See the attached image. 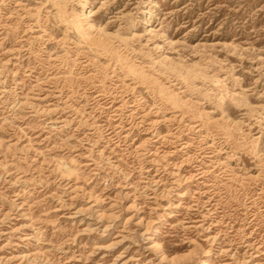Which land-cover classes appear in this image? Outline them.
Segmentation results:
<instances>
[{"label":"rangeland","instance_id":"374dc122","mask_svg":"<svg viewBox=\"0 0 264 264\" xmlns=\"http://www.w3.org/2000/svg\"><path fill=\"white\" fill-rule=\"evenodd\" d=\"M56 1L0 0V264H264V0Z\"/></svg>","mask_w":264,"mask_h":264},{"label":"bare ground","instance_id":"6f19581e","mask_svg":"<svg viewBox=\"0 0 264 264\" xmlns=\"http://www.w3.org/2000/svg\"><path fill=\"white\" fill-rule=\"evenodd\" d=\"M66 0L56 1L55 3L58 5V12L60 13V17L70 26L72 27L81 37L92 41L98 47H107L108 43L105 38H101L96 35H92V30L96 29L97 26L93 23V10L90 9L88 5L89 0H81L82 6H84L83 16L78 15L74 11H69L66 5H63V2ZM103 4V3H102ZM30 7V6H29ZM99 27V26H98ZM105 27V25H104ZM104 27H99L100 30L106 31ZM135 24L132 25L131 28H134ZM43 28V27H42ZM95 31V30H94ZM153 32V31H152ZM136 33V32H135ZM106 37V36H105ZM123 39H128L123 37ZM127 41V40H126ZM111 43V42H110ZM113 43V42H112ZM92 44V43H91ZM126 46V45H125ZM116 47V46H115ZM112 51V50H111ZM103 54V53H102ZM182 57V56H181ZM128 68V67H127ZM132 71V70H131ZM137 71V70H136ZM139 72V71H138ZM137 73V72H136ZM208 75V74H207ZM148 77V76H147ZM155 247H160V243L157 240H154ZM194 249V248H193ZM164 252V251H163ZM165 260L172 261V258H169L166 254L163 256ZM166 262V261H165ZM207 263V260H204V264Z\"/></svg>","mask_w":264,"mask_h":264}]
</instances>
